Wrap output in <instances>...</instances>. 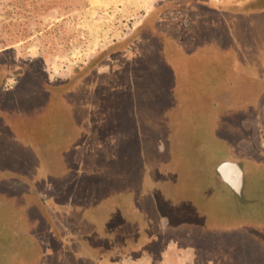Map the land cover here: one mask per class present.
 <instances>
[{"label": "rangeland", "instance_id": "obj_1", "mask_svg": "<svg viewBox=\"0 0 264 264\" xmlns=\"http://www.w3.org/2000/svg\"><path fill=\"white\" fill-rule=\"evenodd\" d=\"M256 5L54 0L25 20L0 0V63L44 53L58 89L76 74L52 98L0 83V264H264Z\"/></svg>", "mask_w": 264, "mask_h": 264}, {"label": "trees", "instance_id": "obj_2", "mask_svg": "<svg viewBox=\"0 0 264 264\" xmlns=\"http://www.w3.org/2000/svg\"><path fill=\"white\" fill-rule=\"evenodd\" d=\"M54 0H8V2H12L13 6L18 10V12L22 13V17L25 18V20L35 19L38 18V16L44 15V12H48L51 8L48 7V5L53 2ZM60 3L63 0H57ZM251 2L256 3L257 7L254 9H264V0H250ZM228 7L231 6V3L226 1ZM225 2V3H226ZM250 3V2H249ZM222 7H225V4H220ZM242 5H245L243 3ZM252 9V8H251ZM151 15V14H150ZM125 42V40H123ZM117 40L116 47L117 50L120 47V44L123 43ZM41 63L42 65H39ZM46 63V55L44 53L40 54L39 56L30 59V61H22V60H9L5 61L3 63H0V83H5L8 77H16L19 82L27 83L25 80L30 82L33 85L40 86L41 89L47 88V94L49 98L55 97L61 93V91L64 89L65 85L70 84L72 79L75 78L76 74L68 81V82H62L59 86H54L51 83H48V80L42 75L41 71L44 72V66ZM38 68V69H36ZM76 72V68L72 70V74ZM5 111L7 114V108L3 107V104L0 103V112ZM15 111H18L17 109ZM12 112V111H11ZM63 112V110H61ZM51 113H53L51 109ZM62 116L59 114L58 118H61ZM16 125H18V122H16ZM14 126L17 128V126ZM195 202V201H194ZM200 212H197L195 216H198ZM204 214V215H203ZM202 214L201 219L206 222H208L209 226H215L219 223L218 218H215L214 215L209 214L208 212H205ZM197 218V217H196ZM205 219V220H204ZM210 229L212 227H209ZM214 228V227H213ZM212 228V229H213ZM263 264V263H260Z\"/></svg>", "mask_w": 264, "mask_h": 264}, {"label": "bare ground", "instance_id": "obj_3", "mask_svg": "<svg viewBox=\"0 0 264 264\" xmlns=\"http://www.w3.org/2000/svg\"><path fill=\"white\" fill-rule=\"evenodd\" d=\"M223 172L225 174V176L227 177V179L230 180L231 183H233L235 186L239 187L240 183H241V177L240 174L238 173V170H236L234 168L233 164H226L223 167ZM238 183V185L236 184Z\"/></svg>", "mask_w": 264, "mask_h": 264}, {"label": "water", "instance_id": "obj_4", "mask_svg": "<svg viewBox=\"0 0 264 264\" xmlns=\"http://www.w3.org/2000/svg\"><path fill=\"white\" fill-rule=\"evenodd\" d=\"M226 164H233L234 165V168L236 170H238V173L240 174V177H241V183L239 185V187L235 186L233 183L230 182L229 179H227V177L225 176L224 172H223V167L226 165ZM218 170L220 172V174H222V176L224 177V179L229 183L231 184V186H233L235 189H240L241 185H242V170L241 168L239 167V165L236 163V162H224L222 163L219 167H218Z\"/></svg>", "mask_w": 264, "mask_h": 264}, {"label": "crops", "instance_id": "obj_5", "mask_svg": "<svg viewBox=\"0 0 264 264\" xmlns=\"http://www.w3.org/2000/svg\"><path fill=\"white\" fill-rule=\"evenodd\" d=\"M264 9H260V10H258V11H263ZM246 13H250V11H245ZM243 15H247V14H243ZM253 15H255V16H257V17H262V16H264V14L263 15H259V14H253ZM257 23H260V24H264V19L263 18H260V19H257V21H256ZM236 23V22H235ZM248 26V25H247ZM246 26V27H247ZM232 28H233V26H231ZM249 27V26H248ZM236 29V28H235Z\"/></svg>", "mask_w": 264, "mask_h": 264}, {"label": "flooded vegetation", "instance_id": "obj_6", "mask_svg": "<svg viewBox=\"0 0 264 264\" xmlns=\"http://www.w3.org/2000/svg\"><path fill=\"white\" fill-rule=\"evenodd\" d=\"M155 33L157 34V32H156V31L154 32V34H155ZM174 70H175V69H174ZM175 80H176V82L178 81V79H177V78H175ZM180 81H181V79H180ZM225 162H231V161H225ZM223 163H224V162H223ZM221 176H222V174H221ZM222 177H223V176H222ZM223 178H224V177H223ZM242 178H243V176H242ZM224 180H225V179H224ZM225 181H226V180H225ZM226 182H227V181H226Z\"/></svg>", "mask_w": 264, "mask_h": 264}]
</instances>
